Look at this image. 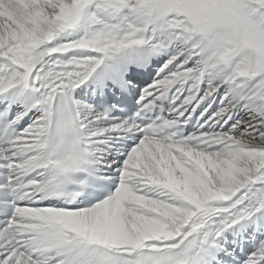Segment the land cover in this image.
<instances>
[{
	"label": "snow or ice",
	"instance_id": "1",
	"mask_svg": "<svg viewBox=\"0 0 264 264\" xmlns=\"http://www.w3.org/2000/svg\"><path fill=\"white\" fill-rule=\"evenodd\" d=\"M0 264H264V0H0Z\"/></svg>",
	"mask_w": 264,
	"mask_h": 264
}]
</instances>
